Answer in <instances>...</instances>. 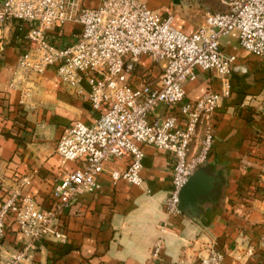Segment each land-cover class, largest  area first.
Listing matches in <instances>:
<instances>
[{
  "label": "built area",
  "instance_id": "1",
  "mask_svg": "<svg viewBox=\"0 0 264 264\" xmlns=\"http://www.w3.org/2000/svg\"><path fill=\"white\" fill-rule=\"evenodd\" d=\"M223 2L226 10L206 11L203 22L187 33L174 26L172 15L151 8L146 0H100L97 7H85L80 0H0V53L13 23L25 43L10 83L20 91V104L37 107L40 89L33 76L53 68L62 85L85 97L98 113L90 123L77 120L63 129L56 151L62 164L76 166L56 173L51 207L22 192L29 177L4 199L0 253L8 220L26 242L21 249L0 254V264H33L35 252L48 241L64 242V214L79 196L101 191L100 175L108 162H127L125 169L110 172L113 182L143 185L146 145L171 155L165 211L181 214L182 188L208 159L216 136V110L231 95L236 56L224 53L223 38H234L245 51L264 58V0ZM67 23L80 24L81 32L70 41L55 42V32ZM143 56L158 64L161 73L157 80L138 84L135 71ZM197 68L215 72L222 92L208 90L189 99L185 82L196 78ZM160 249L161 240L154 256ZM225 258L226 251L210 241L193 264H223Z\"/></svg>",
  "mask_w": 264,
  "mask_h": 264
},
{
  "label": "crops",
  "instance_id": "2",
  "mask_svg": "<svg viewBox=\"0 0 264 264\" xmlns=\"http://www.w3.org/2000/svg\"><path fill=\"white\" fill-rule=\"evenodd\" d=\"M80 1L85 7L100 4ZM146 1L172 15L178 29L190 33L200 25L202 0ZM16 26H10L6 49L0 53V206L29 177L22 192L34 194L49 208L56 173L76 166L62 164L56 151L63 129L77 120L90 123L98 113L85 97L67 90L53 68L33 76L41 96L37 107L20 104V91L10 85L25 44L17 37ZM81 30L80 24L67 23L55 32L54 40L70 41ZM222 50L236 60L231 95L215 113L216 136L209 157L226 177L227 187L222 200L206 207L207 218L166 213L173 159L146 145L143 185L124 179L113 182L110 172L125 169L127 162H108L100 175L101 191L79 196L64 214L65 241H48L35 252L33 264H193L210 241L226 251L223 264H264V58L245 51L230 37L223 38ZM160 73V66L143 56L134 80L138 84L157 80ZM185 89L195 100L208 90L222 92V82L215 72L197 68L196 78L186 81ZM159 240L160 253L154 256ZM25 242L17 225L8 220L0 254L21 249Z\"/></svg>",
  "mask_w": 264,
  "mask_h": 264
},
{
  "label": "water",
  "instance_id": "3",
  "mask_svg": "<svg viewBox=\"0 0 264 264\" xmlns=\"http://www.w3.org/2000/svg\"><path fill=\"white\" fill-rule=\"evenodd\" d=\"M212 164L211 158L208 157L196 168L182 188L178 205L182 214L195 219L207 218L206 207L225 197L227 179L222 171Z\"/></svg>",
  "mask_w": 264,
  "mask_h": 264
},
{
  "label": "rangeland",
  "instance_id": "4",
  "mask_svg": "<svg viewBox=\"0 0 264 264\" xmlns=\"http://www.w3.org/2000/svg\"><path fill=\"white\" fill-rule=\"evenodd\" d=\"M193 2H196V1L191 0L190 3L192 4ZM199 9H200L199 15L201 18V21H200V24H201L204 20V13L206 11H208V10H210V11H224L227 9V5L223 2V0H206V1L202 0V2L200 3ZM40 98H41V96H40ZM29 109H32V108H29ZM159 109L161 110V108H159ZM252 195H255V193H253Z\"/></svg>",
  "mask_w": 264,
  "mask_h": 264
}]
</instances>
